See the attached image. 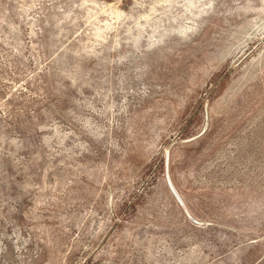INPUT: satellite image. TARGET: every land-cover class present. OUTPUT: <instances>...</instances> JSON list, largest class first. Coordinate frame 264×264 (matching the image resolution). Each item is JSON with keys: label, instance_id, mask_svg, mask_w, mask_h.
<instances>
[{"label": "rangeland", "instance_id": "rangeland-1", "mask_svg": "<svg viewBox=\"0 0 264 264\" xmlns=\"http://www.w3.org/2000/svg\"><path fill=\"white\" fill-rule=\"evenodd\" d=\"M0 264H264V0H0Z\"/></svg>", "mask_w": 264, "mask_h": 264}]
</instances>
